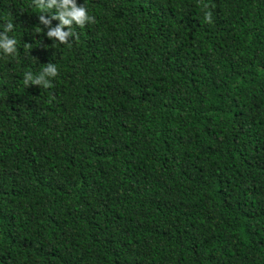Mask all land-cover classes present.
<instances>
[{"label": "trees", "instance_id": "16d2710c", "mask_svg": "<svg viewBox=\"0 0 264 264\" xmlns=\"http://www.w3.org/2000/svg\"><path fill=\"white\" fill-rule=\"evenodd\" d=\"M85 3L0 0V264H264V0Z\"/></svg>", "mask_w": 264, "mask_h": 264}, {"label": "clouds", "instance_id": "9594fccd", "mask_svg": "<svg viewBox=\"0 0 264 264\" xmlns=\"http://www.w3.org/2000/svg\"><path fill=\"white\" fill-rule=\"evenodd\" d=\"M32 6L38 10L35 14L39 31L36 33L43 32V35L48 37L52 43L68 42L67 38L75 35L74 26H83L94 21V16L86 7L85 0L80 3H77V0H32ZM204 19L210 20V13L205 12ZM53 20L57 22L54 26L47 27L46 31L40 27L41 24L50 25ZM14 29L13 20L3 19L0 21V58H14L17 55V38L10 34ZM28 45L30 44L26 43L25 46ZM40 64L41 67L38 71L25 70L22 73L25 86L33 84L39 87H48L51 85L52 78L57 75V65L52 61Z\"/></svg>", "mask_w": 264, "mask_h": 264}]
</instances>
